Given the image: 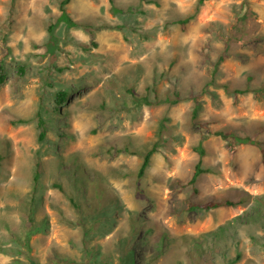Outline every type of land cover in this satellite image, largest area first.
Returning a JSON list of instances; mask_svg holds the SVG:
<instances>
[{"label":"rangeland","instance_id":"374dc122","mask_svg":"<svg viewBox=\"0 0 264 264\" xmlns=\"http://www.w3.org/2000/svg\"><path fill=\"white\" fill-rule=\"evenodd\" d=\"M61 2L0 0V264H264V0Z\"/></svg>","mask_w":264,"mask_h":264},{"label":"trees","instance_id":"16d2710c","mask_svg":"<svg viewBox=\"0 0 264 264\" xmlns=\"http://www.w3.org/2000/svg\"><path fill=\"white\" fill-rule=\"evenodd\" d=\"M109 1L112 4V0H109ZM205 1H207V0H198V5L203 4ZM69 2H70V0H62V2L60 4V10H61L62 14L59 18L60 22L64 23L68 29H70L72 27L79 26L78 24L72 22L70 20V18L68 17V15L65 13V6H67L69 4ZM112 10H114L116 13L118 12V10L116 8H112ZM190 19L191 18L189 17V18L177 21L175 23L180 24L182 27H184L185 24H187ZM53 31H54V26L52 25L49 27V30H48L49 38H48V41L46 43V48H47L46 52L50 55H53L55 53V51L59 48L58 47V40L53 35ZM223 59H224V55L219 57L218 61L222 62ZM214 70H216V69H214ZM231 93L235 97L239 96V95H246V94L252 93V95L255 99L261 100L264 97V88L252 89L250 87H246L244 89H234L231 91ZM66 97H67L66 92H60L56 96V102L63 103L65 101ZM173 98L174 99L167 97L165 99V102L168 103L170 106H172V105L179 103L181 100V98L179 97V94H177V93L174 95ZM141 100L144 104L151 105L150 101H148L147 98H142ZM194 101H196V100L194 99ZM197 115H198V103H195V106L192 110V118L196 119ZM38 124H39V126H42L44 124L43 120L40 116H39ZM216 135L219 136L226 143L225 146H226V149H227L230 157H234L237 149L240 146H244V145H250V146L256 147L260 151L262 156L264 157V142L257 139V134H254V135L249 136V137H244V138L236 136L231 132H227V133L226 132H217ZM40 136H41V138H43V136H44L43 133ZM157 148H158V146H157V144H155L151 147V149H149L144 154V156L142 158V163H141V165L138 169V172H137L138 178H141L144 175L146 169L148 168V166L150 164V159H151L152 155L156 152ZM195 152L198 153L199 159H198L197 164L195 165V169L192 173L191 179L187 183L189 186H193L196 183V181L200 175L208 172L207 170L202 168V159H203L205 153H204V150L201 147V145H198L195 148ZM35 180H37V178H35ZM55 188L62 191L60 186H55ZM237 204L238 203H233L230 201H224L221 203V206L234 207Z\"/></svg>","mask_w":264,"mask_h":264},{"label":"water","instance_id":"95a60500","mask_svg":"<svg viewBox=\"0 0 264 264\" xmlns=\"http://www.w3.org/2000/svg\"><path fill=\"white\" fill-rule=\"evenodd\" d=\"M72 264H76V263H72ZM78 264H83V263H78Z\"/></svg>","mask_w":264,"mask_h":264}]
</instances>
